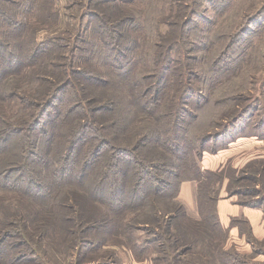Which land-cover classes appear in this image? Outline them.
<instances>
[{
  "label": "trees",
  "instance_id": "obj_1",
  "mask_svg": "<svg viewBox=\"0 0 264 264\" xmlns=\"http://www.w3.org/2000/svg\"><path fill=\"white\" fill-rule=\"evenodd\" d=\"M102 2L99 10L108 7L113 16L123 15L124 11V20L138 24L127 27L124 23L122 29H115L110 21L105 19L104 22L98 13L92 12L100 18L98 27H90L95 34L92 40L79 38L75 44L59 46L53 42L60 40V36H50L41 44L33 41L29 48L16 47L18 51L0 40V89L6 82L8 86L13 84L7 94L4 92L3 102L6 105L0 111V199L2 196L7 198L5 202L0 200V264H16L13 250L18 245L4 243L7 237L14 235H18V239L23 240L22 247L32 250V253L45 252L47 244L54 251L63 250L64 253L79 245L80 253L83 245L76 243L79 233L95 232L101 220L103 223L99 224L106 227L109 219L98 218L102 214L111 216L114 213L112 209L117 210L121 217L117 222L129 224L127 221L140 217L141 207L150 206L154 212L153 219H159V229L163 231L160 233L159 230V233L173 236L168 248L159 249L161 259L167 262L170 259L171 264L180 263L183 248L188 251L201 241L211 246L214 231L208 232L212 228L220 231L216 188L205 194L201 185L199 219L189 217L178 199L179 181L183 180L187 159L191 163L194 150L189 148L186 140L190 125L183 128L181 119L174 112L172 122L180 126L182 133L178 135L177 142L169 145L162 141L161 145L168 146L176 160L172 157L160 160L144 156L149 150V136L153 137L159 132L155 124L157 116L151 115L147 119L150 116H144L142 112L159 108V94L164 91L170 73L169 61L173 58L188 60L190 57L185 56L183 49L189 52L190 46L177 49L175 45L168 44V40L179 30L169 33L161 31L156 1L143 0L145 3L142 7L136 4L137 0L125 1L128 4L123 3V6L119 0ZM135 7L140 8L136 10ZM113 34H118L119 40L123 41L119 44L111 41ZM186 36L190 37L191 33ZM129 38L136 45L127 43ZM57 47H62V51L50 55L51 50ZM138 47H143L145 52H142L146 55L134 51ZM200 49L207 51V48ZM159 53L162 56L169 54L168 64L166 60L160 61V68ZM83 57L97 68L109 65L116 77L123 78L127 84L115 83V79L107 78L104 72L100 76V70H94L98 73H87L82 67ZM217 68L214 88L222 84V87H226L224 80L231 73L226 72L228 67L220 65ZM144 70L150 72L152 77L144 75ZM179 76L182 77L181 73ZM147 78H154L149 88L146 87ZM136 79L139 82H135ZM234 85L230 82L228 90L236 91ZM208 86L205 82V89ZM138 87L142 89L133 96L136 101L139 96L142 100L137 109L140 110L139 116L126 119L118 126L114 114L120 105L123 108L126 105L106 96H110V92L118 94L117 91L123 89L129 93L128 89ZM100 91L105 93L99 94ZM188 96L193 97L192 93L186 98ZM177 108L178 104L176 111ZM181 108H178L180 113ZM197 115H188L189 122L195 120ZM135 128L138 133L136 139L129 142ZM205 134L202 139L208 138L211 133ZM256 134L262 136L261 133ZM16 198L20 200L18 205H10L16 202ZM253 200H242L240 204L261 208L264 213V197L256 202ZM130 204H135L133 208L137 211L121 215L119 210L130 208ZM169 206L171 211L167 209ZM81 220L93 222L87 231L79 227ZM183 227L190 229L188 236ZM249 230L247 237L250 238V234H253L250 226ZM36 248H40V251ZM206 250L205 258L211 249ZM170 251L174 253L171 255Z\"/></svg>",
  "mask_w": 264,
  "mask_h": 264
},
{
  "label": "rangeland",
  "instance_id": "obj_2",
  "mask_svg": "<svg viewBox=\"0 0 264 264\" xmlns=\"http://www.w3.org/2000/svg\"><path fill=\"white\" fill-rule=\"evenodd\" d=\"M102 1L104 0H0V40L11 44V49L18 51L19 47L29 48L33 41L41 44L50 36H60V40L53 43L62 46L75 44L79 38L92 40L95 34L90 27H98L97 21L100 18L104 22L110 21V25L115 29H119L124 23L127 27H135L138 24L128 19L124 20L126 16L124 11L123 15L113 16L110 15L108 7L99 10ZM125 1L129 0H119L121 6L128 4ZM149 1H156L159 5L156 12L159 11V27L163 33L179 30L177 34L172 33L173 38L168 40V44L175 45L177 49L180 46H190L189 52L187 50L184 52L183 49L185 56L188 55L187 57L190 58L182 61L173 58L169 61L170 73L166 88L164 86V91L159 94V108L142 112L144 116H150L147 119H150L151 115L157 116L158 121H155V124L159 132L158 135L149 136V150L146 151L145 158L151 156L165 160L172 157L176 160L172 150L168 146L161 145L162 141L169 145L177 142L178 135L182 133L180 126L172 122L175 112L179 120L181 119L183 128L190 125V133L186 135V140L189 148L194 149L191 163L186 158L188 163L183 180L179 181V188H183L178 194V199L190 200L191 195L193 198L196 195L199 205V191L202 185L205 194H208L213 187L217 189V202L230 200L231 203L240 204L242 200L254 199L255 202L262 200L264 197V0ZM137 2L136 4L141 7L145 3L143 0ZM134 5L135 3L131 6ZM138 8L140 7H135L136 10ZM92 12L98 13L101 17L98 18ZM78 30L79 32L76 33ZM189 33L191 36L185 38ZM99 34L101 35L102 32ZM131 36L135 37V35ZM111 41L119 44L123 40H119L118 34H113ZM84 42L86 43L85 40ZM127 43L136 45L131 38ZM200 48H207V51ZM60 51L62 47H57L51 50L50 55ZM134 51H139L141 55L145 54L143 47H138ZM161 54L159 53V68L160 61L166 60L168 64L169 54H164L165 56ZM176 55L179 57L178 52ZM81 63L87 73L88 71L98 73L96 71L100 70V76L105 73L107 78L115 79V83L127 84L123 78L116 77L109 65L97 68L86 61L85 57L82 58ZM220 65L228 67L226 72L235 76L230 75L224 83L227 86L230 82L232 85L235 83L233 88L236 91H229L227 86L222 87L223 84L214 88L217 66ZM179 73L183 79L180 78ZM144 75L152 77L150 72L145 70ZM153 79L147 78V88L151 86ZM135 82L139 80L136 79ZM205 82L209 84L207 89L204 87ZM12 86L13 84L8 86L6 82L0 89V111L6 105L3 102L4 92L7 94ZM141 89V87L131 88L128 89L129 93H125L123 89L117 91L118 94L110 92L111 97L106 96L126 105V108L120 105L119 110L114 114L118 126L126 122V119L139 116L140 110L137 109L142 100L139 96L136 101L133 93ZM104 93L105 91L99 92V94ZM190 93L193 97L186 98ZM196 101L204 105L200 106ZM176 104L178 108L180 106L183 108L181 113L178 108L176 111ZM196 113L198 117L189 122L188 115ZM204 133L206 136L207 133L211 134H208V138L202 139ZM214 133L217 135H212ZM256 133H261L262 136ZM137 134L135 128L129 137V142H133ZM183 168L184 166L182 171ZM0 200L5 202L7 198L2 196ZM18 201L20 202L16 198V202L9 204L18 205ZM135 206L130 204V208H122L124 210H119L120 214L134 213L137 211L133 208ZM170 206L167 209L171 211ZM111 211L114 212L111 216L100 215L98 219H109L108 225L105 227L99 224L103 223L102 220L99 221L95 232L87 231V227L93 223L89 222L90 218L87 219L89 221L81 220L79 227L87 232L81 231L79 240L76 241L83 245L80 253L79 245L73 246L71 251L64 253L63 250L54 251L49 244L44 247L45 252L36 248L40 253H32V250L28 251L22 247L23 240L18 239V235L7 237L4 243L18 245L13 250L16 264H171L170 259L169 262L161 259L162 252L159 249L168 248L173 236L160 234L163 231L159 229V219H153L154 212L150 206L141 207L140 217L135 221H127L129 224L117 222L121 217L117 214V210ZM250 224L243 216L231 217L227 226L220 222V231L212 228L208 232L214 231V236L210 240L212 245L207 246L205 241H201L188 251L187 248H183L181 252L184 254H181L179 264H264V230L263 233H256L259 235L256 236ZM249 226L253 233V236L250 234V238L247 237V231L250 232ZM230 228L234 233H231ZM183 229L188 236L190 229L188 227ZM46 242L51 241L46 240ZM180 245L181 243L178 246ZM209 248L211 254L209 251L205 258L208 252L206 249ZM172 253L174 252L170 251L171 255Z\"/></svg>",
  "mask_w": 264,
  "mask_h": 264
},
{
  "label": "crops",
  "instance_id": "obj_3",
  "mask_svg": "<svg viewBox=\"0 0 264 264\" xmlns=\"http://www.w3.org/2000/svg\"><path fill=\"white\" fill-rule=\"evenodd\" d=\"M183 187L180 188V190H182ZM179 190V193H180ZM192 198H190V200H186L182 201L180 198L179 200H181V202L183 203L185 209L188 211L189 215L193 218L199 219L200 217V211H198V202H197V198L195 195V199L193 198V195H191ZM217 213L219 216V220L220 222L227 226V224L229 223V220L231 219V217L234 216H243L246 217L249 222L251 223V227L253 229V232L256 233H263V212L260 208L258 207H249V206H243L241 204H235V203H231V201H227V200H219L217 202ZM262 228V229H261ZM231 229V228H230ZM231 233H234V231H232V229L230 230ZM256 236H259L258 234H256Z\"/></svg>",
  "mask_w": 264,
  "mask_h": 264
}]
</instances>
